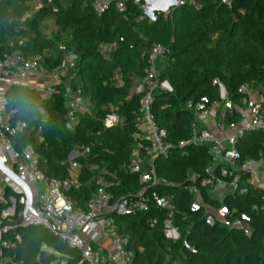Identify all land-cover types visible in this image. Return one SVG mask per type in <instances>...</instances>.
Listing matches in <instances>:
<instances>
[{"label":"trees","instance_id":"16d2710c","mask_svg":"<svg viewBox=\"0 0 264 264\" xmlns=\"http://www.w3.org/2000/svg\"><path fill=\"white\" fill-rule=\"evenodd\" d=\"M200 11L180 7L172 19L159 15L156 21L143 17L140 4L127 2V11L120 14L114 7L102 17L93 11L94 0H39L40 8L30 14L31 0H0V56L19 53L26 58L45 51H54L67 39L76 54V69L69 74L71 83L84 90L94 105V118L82 117L74 128L66 117L64 85L56 86L51 99L42 100L40 93L27 85H13L6 92L7 109L14 111L11 123L23 121L27 130L13 140L16 151L32 146L39 156V169L49 179L64 180L69 176L66 161L77 146H90V157L84 164L82 190L74 195L81 204L98 187L86 165H96L117 172L118 197L140 189L137 175L124 166L134 147L135 118L141 94L135 93L148 67L143 53L155 44L170 48L168 61L161 64V83L168 82L172 91L158 89L154 93L153 113L160 128L176 142L189 138L195 115L186 109L189 102L202 98L220 100L223 85L228 98L237 108L249 96L240 94L243 87L258 92L264 110V0H199ZM29 16V17H28ZM54 22L52 39L42 32L46 22ZM114 42L118 47L109 58L101 45ZM58 43V44H57ZM58 58L48 59L50 69L58 67ZM121 83L119 82V80ZM247 102V101H246ZM118 108L126 121L123 128L104 130L103 108ZM39 108L47 113L44 123ZM237 115L233 120H237ZM39 129H42L41 135ZM43 141H41V139ZM210 147L193 148L182 157L156 162L159 176L175 183H184L192 173L203 172L212 161ZM243 160H259L264 156V132L247 133L237 144ZM176 197L178 214L175 223L181 240L172 242L164 233V217L151 228L149 216H114L120 233L130 238L127 250L134 252L131 264H264V215L252 212L264 192L251 189L226 201L230 208L247 213L252 221L249 231L206 225L202 213L189 211L192 198L182 189L171 188ZM17 196L12 189L7 196ZM3 207L0 205V212ZM157 216V213H155ZM21 243L15 248H2V242ZM187 241L197 250L193 255L183 247ZM83 264L79 250L71 249L61 239L39 227L20 228L0 240V264Z\"/></svg>","mask_w":264,"mask_h":264},{"label":"built area","instance_id":"2783aa9c","mask_svg":"<svg viewBox=\"0 0 264 264\" xmlns=\"http://www.w3.org/2000/svg\"><path fill=\"white\" fill-rule=\"evenodd\" d=\"M174 1L179 3L178 8L189 6L197 11L203 9L199 0ZM127 2L129 0H94L92 7L98 17L113 7L124 15ZM228 2L224 0V3ZM141 9L144 15L140 21L146 17L147 6L143 3ZM163 15L172 19L173 10ZM117 47V42L101 45L100 51L109 58ZM170 54V48L161 44H155L150 51L143 53V57L148 60V67L135 87V93L141 94L142 98L135 118L136 131L132 135L134 147L124 167L138 176L140 189L136 193L118 197L114 192L120 185L118 173L106 167L86 165L94 174L92 182L98 190L83 204L74 195L82 190L84 164L92 148L77 146L71 152L66 161L69 171L66 179L47 178L39 169V156L32 146L22 151L15 150L13 140L27 130V124L23 121L11 123L14 111L7 109V89L4 88L11 79L24 83L36 78L49 80L51 84L39 92L40 97L42 100L51 99L56 86L64 85L66 117L71 128L78 125L82 117L94 118V105L86 98L84 90L73 86L72 78H69V74L76 69L75 51L62 43L54 51L48 50L29 58L19 53L0 56V158L30 186L33 196L31 208L25 213L26 196L18 187L17 196H7V191L13 189L11 186L15 184L0 172L4 186L0 195V205L3 207L0 212V240L20 228L39 227L61 239L71 249L79 250L83 264H131L135 254L127 250L130 238L120 233L114 216L147 215V222L153 228L160 222V213L165 216L166 238L178 242L182 236L175 223L178 207L176 197L170 192L171 188L182 189L192 198L190 213H202L206 225L250 232L251 216L230 208L226 201L236 195H246L251 189L264 192V156L259 160H243L237 150L238 142L247 133L264 132V110L254 97L258 96V92L243 87L240 94H247L249 98L244 100L246 104L240 108L228 98L226 91L223 96V85L219 86V101L211 102L202 98L198 102H189L186 109L195 115L196 121L190 128L189 138L174 142L169 139L167 130L159 127L153 113L154 93L167 88L161 83L160 66L168 61ZM52 58L60 61L57 68L48 67V59ZM103 110L106 112L102 119L104 130L125 126L126 121L118 113L117 107L111 105ZM38 112L45 123L46 111L39 108ZM235 115L238 118L236 121L233 120ZM41 132L42 129H39L40 135ZM206 146L210 147L212 161L203 172L192 173L182 184L159 176L157 160H168L175 153L185 157L191 149ZM252 212L264 215V197L260 204L253 206ZM20 243L21 238L17 235L15 242L4 241L1 245L2 248H15ZM183 247L190 254H197V250L187 241L183 242ZM10 261L6 259L4 263L9 264Z\"/></svg>","mask_w":264,"mask_h":264},{"label":"water","instance_id":"95a60500","mask_svg":"<svg viewBox=\"0 0 264 264\" xmlns=\"http://www.w3.org/2000/svg\"><path fill=\"white\" fill-rule=\"evenodd\" d=\"M135 3H144L147 6L145 10V15L150 21H156L159 15L165 14L169 10H173V14L179 9L177 5L178 2L174 0H133ZM164 86L168 88L169 91H172V88L168 82L164 83ZM225 87H222L223 96L225 95ZM0 172L7 178H9L22 193L26 196L27 204L25 206V213L28 212L32 205V191L30 186L22 181L16 173L9 169L0 158ZM18 222L16 225H18Z\"/></svg>","mask_w":264,"mask_h":264},{"label":"crops","instance_id":"0c3cea01","mask_svg":"<svg viewBox=\"0 0 264 264\" xmlns=\"http://www.w3.org/2000/svg\"><path fill=\"white\" fill-rule=\"evenodd\" d=\"M39 4V3H38ZM40 6V5H39ZM38 9H39V7H38ZM37 9V10H38ZM53 24H54V22H53ZM54 29H55V27H54ZM112 54V53H111ZM110 54V55H111ZM27 85L28 87H30V88H32V89H35V90H37L38 92H41L45 87H47L48 85H50L51 84V82L49 81V80H44V79H39V78H36V79H33L32 81H30V82H28V83H24V82H21L20 80H18V79H11V80H9L8 82H7V84L4 86V88H6L7 89V91L13 86V85ZM255 100L256 101H258V102H260L261 101V99L257 96L256 98H255ZM8 118H5V120H7ZM3 184H2V182H0V195L3 193ZM13 189L12 190H14L15 192H17L16 191V188H17V186L16 185H14V186H11ZM19 192V191H18ZM116 249H114V251H115Z\"/></svg>","mask_w":264,"mask_h":264},{"label":"rangeland","instance_id":"374dc122","mask_svg":"<svg viewBox=\"0 0 264 264\" xmlns=\"http://www.w3.org/2000/svg\"><path fill=\"white\" fill-rule=\"evenodd\" d=\"M38 3L39 2L37 0H31V2H30V8H31L30 14H34L37 11V9L39 7V4ZM42 32H43V34L46 37L52 39L54 37V33H55V29H54L53 22L51 21V22L44 23V25L42 26ZM66 42H67V39L63 40L62 43H66ZM165 90H168V89L165 88ZM254 97L256 98L257 95H254ZM254 97H253V99H254ZM2 179H3V177L1 176L0 177V182H2L1 181ZM16 191H18V188H16Z\"/></svg>","mask_w":264,"mask_h":264}]
</instances>
